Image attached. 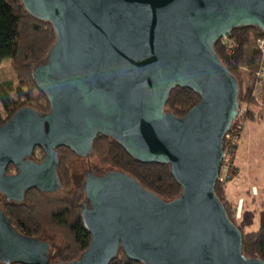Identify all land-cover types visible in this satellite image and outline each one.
Here are the masks:
<instances>
[{
    "label": "water",
    "instance_id": "95a60500",
    "mask_svg": "<svg viewBox=\"0 0 264 264\" xmlns=\"http://www.w3.org/2000/svg\"><path fill=\"white\" fill-rule=\"evenodd\" d=\"M21 1L56 33L33 71L50 111L22 108L0 127V194L23 203L32 190L57 192L58 150L89 159L98 136H109L141 164H168L182 193L165 202L122 172H88L82 218L91 243L67 264H111L121 250L140 264H264L242 255L243 234L215 194L240 103L213 50L237 27L264 35V0ZM175 88L200 96L182 119L164 110ZM50 251L0 211L1 264H60Z\"/></svg>",
    "mask_w": 264,
    "mask_h": 264
},
{
    "label": "trees",
    "instance_id": "16d2710c",
    "mask_svg": "<svg viewBox=\"0 0 264 264\" xmlns=\"http://www.w3.org/2000/svg\"><path fill=\"white\" fill-rule=\"evenodd\" d=\"M262 37L264 35L256 26H243L234 28L228 37L230 40L234 39L237 45L231 55L229 53L230 47L228 44H224V41H215L213 44L215 54L239 85L240 105L251 103L260 63V54L255 49L254 43L256 45L257 40ZM26 40H30L29 46L28 44L25 46L24 42ZM56 40L57 37L52 23L40 20L30 14L21 0H0V66L5 61H12L21 83L24 86L30 85L32 92L37 91L39 94V101H44L41 106L20 105L11 97L12 84H7L4 89L0 88V102L6 113V118H4L0 112V127L8 123L22 108H32L41 113L50 111L49 101L35 85L33 71L38 65L47 61ZM241 75L245 76V81L242 83L239 82ZM17 94L21 96L22 91L19 90ZM31 102L36 101L31 100ZM199 102L200 96L196 92L175 88L169 94L168 103L164 110L182 119ZM263 119L264 111H260L258 106H253L249 114V120ZM93 146L94 150L91 157H98L99 164L102 167L108 168L110 171L127 174L140 183L143 188L165 202L180 197L182 187L173 178L168 164H141L109 136H98ZM60 150H66L77 157L66 148ZM12 169H14L13 166L9 168L8 174ZM58 173L62 182V189L57 192L29 191L26 193L23 203L9 202L0 194V211L4 212L19 234L27 238L48 242L49 231L44 229L42 221L36 216L37 213L41 214L37 209L44 205L48 210V214H50L51 223L58 230H64L67 233L70 243L63 247L61 251L51 249L49 260L51 263L67 264L79 260L88 250L91 235L85 228L82 218V204L86 201L84 187H66L61 158ZM215 194L224 207L228 220L237 226L243 234L242 255L248 259H260L264 262V211L259 216L258 231L247 233L237 225V207L228 202L225 184L218 182ZM48 196L56 198L54 199L56 204L53 212H51L52 209L49 210V205L45 202ZM111 264L140 263L130 261L124 251L121 250L118 258Z\"/></svg>",
    "mask_w": 264,
    "mask_h": 264
},
{
    "label": "crops",
    "instance_id": "0c3cea01",
    "mask_svg": "<svg viewBox=\"0 0 264 264\" xmlns=\"http://www.w3.org/2000/svg\"><path fill=\"white\" fill-rule=\"evenodd\" d=\"M235 164L237 174L225 184L227 199L237 209L243 200L237 225L247 233H255L264 211V119L248 122Z\"/></svg>",
    "mask_w": 264,
    "mask_h": 264
},
{
    "label": "rangeland",
    "instance_id": "374dc122",
    "mask_svg": "<svg viewBox=\"0 0 264 264\" xmlns=\"http://www.w3.org/2000/svg\"><path fill=\"white\" fill-rule=\"evenodd\" d=\"M224 44H228V37L223 39ZM25 46L30 45V40H26L24 42ZM254 47L256 49V45L254 43ZM245 76L241 75L239 78V82L242 83L245 81ZM7 84H12L13 91L11 92V97L15 101L19 102L20 105L27 104L28 106H41L44 104V101H39V94L37 91H33L30 89V85H23L14 69L12 61H5L3 65L0 66V88H6ZM26 84V83H25ZM22 91V95L19 96L18 91ZM32 92V93H31ZM29 99V100H28ZM35 100L36 102H31V100ZM28 100V101H27ZM0 112L3 114L4 118H6V113L4 108L0 102ZM250 120H248L249 122ZM59 153L61 158V166L63 170V174L65 176V182L67 188H74L76 186H83V183L86 181V172H89V168L96 170L99 175L110 172L108 168H104L99 164L98 157H91L89 159H80L73 156L66 150H60ZM44 159V153L41 150H37L35 155V160L40 162ZM11 174H14V169L11 170ZM254 193V192H253ZM55 197L48 196L45 199V202L49 205V210L52 209L51 212L54 211L56 202L54 201ZM43 205L40 209H37L41 212V214H36L37 217L42 221V226L46 231H49L50 236L47 237V241L50 243L51 249L55 251L63 250L69 243V239L67 238V233L64 230H58L56 226L51 223L48 214L47 208ZM50 212V211H49ZM50 212V213H51ZM240 218L236 217V220Z\"/></svg>",
    "mask_w": 264,
    "mask_h": 264
},
{
    "label": "built area",
    "instance_id": "2783aa9c",
    "mask_svg": "<svg viewBox=\"0 0 264 264\" xmlns=\"http://www.w3.org/2000/svg\"><path fill=\"white\" fill-rule=\"evenodd\" d=\"M230 55L237 46L236 41L231 39L228 42ZM256 50L260 54L259 69L257 71V82L252 93L251 103L240 105L237 119L232 123L231 128L224 138V158L221 167L219 182L227 184L234 180L236 172V156L242 144L245 128L248 124L249 114L253 106H258L260 111H264V37L256 42ZM243 200L239 202L237 209L238 218L241 217Z\"/></svg>",
    "mask_w": 264,
    "mask_h": 264
},
{
    "label": "flooded vegetation",
    "instance_id": "af4514ba",
    "mask_svg": "<svg viewBox=\"0 0 264 264\" xmlns=\"http://www.w3.org/2000/svg\"><path fill=\"white\" fill-rule=\"evenodd\" d=\"M38 150V149H37ZM37 150L35 151V153H34V156H33V161L34 162H36V163H38V164H41L43 161H44V159H45V154H44V159L42 160V161H40V162H38V161H36L35 160V155H36V152H37ZM39 150H41V149H39ZM60 150V149H59ZM59 150H58V154H59ZM42 151V150H41ZM43 152V151H42ZM44 153V152H43ZM14 171H15V173L14 174H11V173H9V175H16L18 172L15 170V168H14ZM91 171H95V174L98 176L99 174L97 173V171L96 170H93L92 168H89V172H91ZM87 173L88 172H86V176H87ZM86 180V179H85ZM85 183V182H84ZM84 183H83V185H84Z\"/></svg>",
    "mask_w": 264,
    "mask_h": 264
}]
</instances>
